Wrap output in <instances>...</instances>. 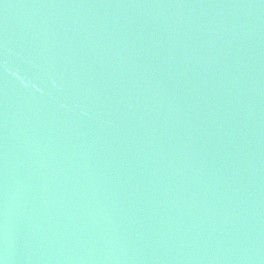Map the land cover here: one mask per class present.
Returning <instances> with one entry per match:
<instances>
[{
    "label": "water",
    "instance_id": "water-1",
    "mask_svg": "<svg viewBox=\"0 0 264 264\" xmlns=\"http://www.w3.org/2000/svg\"><path fill=\"white\" fill-rule=\"evenodd\" d=\"M0 264H264V0H0Z\"/></svg>",
    "mask_w": 264,
    "mask_h": 264
}]
</instances>
